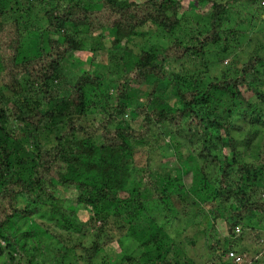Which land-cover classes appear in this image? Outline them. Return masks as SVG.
Wrapping results in <instances>:
<instances>
[{
  "label": "trees",
  "instance_id": "1",
  "mask_svg": "<svg viewBox=\"0 0 264 264\" xmlns=\"http://www.w3.org/2000/svg\"><path fill=\"white\" fill-rule=\"evenodd\" d=\"M193 1L210 7L205 31L159 49L142 48L128 61L115 50L130 53L125 43L143 33L147 23L166 33L175 30L181 23L180 0H43L45 23L29 56L23 55V39L26 33L36 37V28L5 18L11 10L0 3V264H112L105 247L113 241L122 244V235L141 246L134 264H196L174 245L173 229L158 226L152 214L138 221L149 187L165 206L167 223L177 221L188 207L210 222L201 230L208 255L204 264H236L227 256L231 250L244 256L239 264H264V183L243 184L247 191L239 188L245 177L250 183L249 172L253 178L264 175V138L258 152L263 163L254 165L241 160L231 133L239 111L248 114L247 138L258 133L257 127L249 129L252 124L264 128V91L259 87L264 55L251 54L243 61L232 56L203 89L204 69L192 66L196 75L190 67L185 79L179 76L209 46L222 44L217 52L222 62L234 35L221 31L219 24L230 0ZM105 34L112 37L108 49ZM81 35L91 40L90 53H109L115 77L107 80L109 71L82 64L66 75L64 62L85 50ZM81 60L76 56V62ZM181 81L188 88L182 90ZM172 90L179 105L170 110L164 96ZM140 94L144 104L137 105ZM201 100L208 111L199 108ZM125 116H141V122L134 127ZM54 123L58 127L50 139ZM178 137L186 138L184 146ZM170 146L177 164L153 179L151 158ZM208 167L215 170L211 182ZM189 171L187 186L180 172ZM59 188L75 190L72 201L87 212L85 221L55 196ZM44 206L58 214L50 224L78 234L76 244L56 237L47 247L43 238H54L55 232L35 219ZM16 220L26 225L23 231ZM217 220L226 225L222 239L215 237ZM245 235L249 252L235 248ZM185 241L194 243L192 237Z\"/></svg>",
  "mask_w": 264,
  "mask_h": 264
},
{
  "label": "rangeland",
  "instance_id": "2",
  "mask_svg": "<svg viewBox=\"0 0 264 264\" xmlns=\"http://www.w3.org/2000/svg\"><path fill=\"white\" fill-rule=\"evenodd\" d=\"M180 2L182 3V6L178 13L181 16V23L175 30H173L171 33H166L153 24L147 23L141 27V30H144L143 33L134 35L127 43H125V45L130 49V53L125 54L121 49H117L115 50V52H117V54L121 53L125 61H128L131 55L140 53L142 48L159 49L167 46L173 40L185 41L193 32L202 30L205 31L208 22L206 15L210 11L209 5H206L205 3L196 5L195 1L193 0H180ZM0 3L5 5L6 7H10L11 11L5 18H17L22 26H25L26 29L34 27L36 28V37L34 36L32 38L31 33H26L23 39V55L29 56L32 53L31 49L33 47V43L35 42L34 39L41 34V28L45 23L43 11L44 9H46V7L43 3V0H0ZM228 4L229 5L227 7V10L225 11V14L219 18V24L221 31L224 30L227 33L234 34L233 37L230 38V43L226 45L227 53L229 54L222 57V62H219L217 52L223 47L222 44L209 46L202 59L196 56L193 57L190 61H188V63L191 64L183 67L184 70L179 73V76L185 79L187 75V68L197 66L198 68L200 67L204 69L205 76L202 81H200V88L202 89L205 87L206 83L209 80L217 78L222 74L224 67L223 65H227L229 63V59H231L232 56H236L238 54V57L240 58L241 56L243 61L247 56L251 54L264 55V0H230ZM250 16L253 17L254 20L252 19L251 21H249L248 17ZM81 38L85 43L83 44L85 50L84 52L77 51L73 54L72 58L68 59L67 61L65 60L66 62H64V64L66 71L64 70V72L66 73V75L69 76V74H72V71L76 67H78V64H82L85 69L88 67L90 69L97 66L101 70H107L110 72L112 70V60H108L109 53L107 52L106 57H102L100 54L98 55L97 52L94 54L90 53L88 45L91 40L88 36L84 38L83 35H81ZM110 38H112L111 35L109 36L105 34L104 46L106 49H108V47L110 46ZM111 51L113 50H110V52ZM75 55L77 57L80 56V58L82 59L81 61H79V63L76 62ZM193 67L190 71L196 75L197 73L196 71H193ZM108 74L109 75L107 76V80H109V78L111 77H115L111 75V72ZM262 80L264 81V76H262ZM66 81H68V79ZM179 86L182 90L188 88V86H186V82H184L183 84L182 81L181 83H179ZM259 87H261L264 91V83H261ZM64 88H66V86H64ZM21 98L26 103L30 101L28 95H22ZM164 99L170 110L175 109V107L179 105V99L177 97V94L175 93V90H172L167 95H165ZM227 103L228 105L231 104V101L228 100V97ZM136 104H144L143 95L140 94L139 97L136 98ZM128 105L132 106L134 105V102L132 105H130L129 103ZM199 108L208 111V103L201 100L199 102ZM242 114L243 113L239 111L233 118V122L236 123L238 127H234L231 130V133L235 137H237L236 146L239 150V153H242L240 157L241 160L243 159V162H246L248 164L260 165L263 163V160L260 159V156H258V152L263 149L261 148V144L263 143L262 137L264 138V128L252 124L249 129L251 130L252 127H257L256 130L258 133L253 137L247 138L248 114L245 113V116ZM125 119H128L134 127H138L141 122V116H136L135 119H130V117L125 116ZM254 122L256 123V121ZM57 127L58 125L56 123L51 126L50 139H53ZM184 137H178L182 146H184L186 143V138ZM170 138L171 137L169 136V134L165 136L167 143L169 142ZM194 145V141L190 140V147L192 150L194 149ZM172 150L173 146H170V149L164 151V153L162 151H159V153L151 158V165L153 167L151 172L154 177L153 179L164 175L165 172L167 173V171L171 169V166L177 164L176 157L172 155ZM137 159L141 160L140 157H137ZM238 167L239 164H236L235 169H237ZM180 173L182 182L185 185L189 186L192 182V172L189 171ZM207 173V178H209V181L212 180L215 175V170L211 167H208ZM243 175L245 177V174ZM248 175L250 178H252L250 180V183L246 182L245 177V180L242 181V184L239 185L240 189H244L245 191L248 190L249 187H244L243 184L252 186L256 185L258 182L264 183V175L260 176V178H253L254 175L252 171L249 172ZM143 185L144 184H142V186ZM147 189H149V192L147 193L148 200H145V209H143V211L139 213L138 216L140 218H138V221H143L146 216L152 214V217L158 220V226H160L161 228L163 227L164 229L169 228L174 230V245L180 246L182 248V251H185V253L196 264H204L208 255L207 247L205 246L203 239L205 234L201 230L209 228L210 222L203 221V219L205 218L204 216L199 215L196 210L188 207L189 211L186 208L185 214L177 215V221H174L173 224L167 223V210L165 206L163 205V203L159 202L158 198L155 195V192L151 189V187ZM54 194L64 202L65 208L77 211L76 214L79 219L83 221L87 219L88 214L85 209H78V206L72 201L75 198V190L69 188H59ZM46 202H48L49 204L53 203L50 199H48ZM45 208H47V206H44L42 212L38 213L35 219H37L38 222L44 223V226L48 227V230L50 232H55L54 238H43V240L47 242V247L50 244H55L56 237L67 240L69 245L76 244L78 234L74 233V230L68 231V229L65 230L61 227H58L57 224H55L54 226L50 224V222L56 223L58 214L50 211L46 212ZM208 215L209 212L207 213V216ZM15 222L18 226L19 231H23L25 229L26 225L24 223L19 220H16ZM215 226L217 228V234L215 237H217L218 239H222V237L227 234L225 222L223 220H217L215 221ZM120 237L122 239V244L119 245L116 241H113L105 247L106 254L110 257L107 259L108 262L112 264H134V256L140 253L141 246H139V244L134 241L129 235H122ZM185 237H192L194 240L193 245H188V242L185 241ZM245 237L247 236H242V238L239 239L240 244L238 246L236 245L235 248L237 250L241 249L249 252V250H252L251 243L247 242ZM261 246H264V243H261ZM245 255L248 260H253L249 254L246 253ZM116 256H118L119 258H116ZM127 256H131L130 261L126 259Z\"/></svg>",
  "mask_w": 264,
  "mask_h": 264
},
{
  "label": "built area",
  "instance_id": "3",
  "mask_svg": "<svg viewBox=\"0 0 264 264\" xmlns=\"http://www.w3.org/2000/svg\"><path fill=\"white\" fill-rule=\"evenodd\" d=\"M227 256L229 258H232L236 264H239L242 261H244V256H242L241 254H238V253H236L235 251H232V250L227 253Z\"/></svg>",
  "mask_w": 264,
  "mask_h": 264
}]
</instances>
